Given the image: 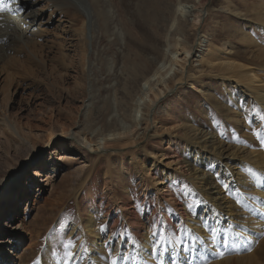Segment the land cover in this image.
<instances>
[{
	"label": "rangeland",
	"instance_id": "rangeland-1",
	"mask_svg": "<svg viewBox=\"0 0 264 264\" xmlns=\"http://www.w3.org/2000/svg\"><path fill=\"white\" fill-rule=\"evenodd\" d=\"M70 1L75 9L64 14L57 27L56 21L44 29L38 18L33 23L27 19L40 3L24 8L25 13H12L16 17L5 13L13 18L5 27L17 21L25 22L20 26L27 29L20 34L23 37L10 36L0 50V74L12 75L6 92L0 84V264H63L67 238L77 245L72 264H111V256H127L117 264H133L131 257H137L144 241L152 246L151 233L161 226L173 242L179 238L196 247L187 254L179 244L168 245L169 250L175 246L190 264L206 260L212 264L215 258L201 253L200 240L195 243L192 223L199 222L198 228L208 233L215 248L226 251L221 239L233 238V227L238 226L227 219L216 226L196 192L211 180L236 209L252 216L248 203L255 199L249 189L226 177V165L231 163L224 155L218 159L212 154L217 155L222 144L262 151L254 130L261 128L264 111L239 86L209 74L195 55H206L214 44L238 61L264 68L245 38L248 34L264 47V24L250 15L251 5L260 0H207L210 8L200 10L198 25L183 11L192 3L195 10L201 9L205 0H96L95 5L93 0ZM174 10L181 14L182 25L175 21L169 30ZM200 36V48L193 49L183 64L185 53L194 41L197 46ZM172 54L176 61L165 73ZM182 65L191 68L192 78L177 84ZM160 66L163 80L134 111L138 89L148 87L144 80ZM133 116L140 121L138 126ZM125 128L131 129L127 142L138 147L133 160L124 151L115 149L106 158L81 145L87 144L84 138L92 142L101 133ZM194 129L207 133V140L215 137L213 144L204 140L192 148L186 141L192 140ZM63 131L70 132L68 137L48 143L50 133L58 137ZM124 143L110 145L121 148ZM37 151L40 155L23 165ZM162 153L169 158L159 162ZM139 163L150 168L161 190L144 185L147 180L137 170ZM174 168L183 175L186 170L202 171L205 180L196 178L190 185L177 175L170 177ZM239 171L251 187L260 181L247 163ZM223 184L229 185L228 191ZM188 204H193L191 211ZM90 218L100 243L96 246L85 233ZM211 228L221 233L215 241ZM141 234L145 238L140 243ZM244 236L239 238L244 241ZM263 238L264 234L247 247L232 242L234 249H228L227 257L252 255L256 264H264V253H252L264 246ZM152 259L158 264L156 257ZM165 264H170L169 258ZM176 264H182L179 257Z\"/></svg>",
	"mask_w": 264,
	"mask_h": 264
},
{
	"label": "bare ground",
	"instance_id": "bare-ground-1",
	"mask_svg": "<svg viewBox=\"0 0 264 264\" xmlns=\"http://www.w3.org/2000/svg\"><path fill=\"white\" fill-rule=\"evenodd\" d=\"M37 3H40L41 7H39L37 10L29 11L27 13V17H28L27 19H29V20L32 19L31 23H33V21H35L38 18L39 19V21H38L39 25L44 26V29L49 27L50 23L52 21H56L55 27L60 26L61 21H62L61 17L64 14H67L68 11L70 13L71 10L75 9L74 7H72V8L70 7V5H72V2L70 0H19V4L23 8L30 7L31 5H34ZM96 3H97V1L93 0V5H95ZM200 5H201V9L196 8L197 10H195L193 3L190 6H186V4H185L186 10H184L183 12H186L188 15L189 14L192 15V17H190V18H191L193 25L194 24L198 25L201 23V18H200V15H201L200 12L201 11L200 10L204 9L207 12L210 8L209 7L210 5H209V3H207V0H205ZM13 7H15V5H13ZM250 9H251L250 10L251 19L258 22L259 24H264V1L260 0L259 2L253 3L251 5ZM8 15L9 14L6 15L5 13L0 14V50H2V48L4 46V42L7 41L10 36H13L15 38L23 37L20 34H23L27 29V27L22 28L20 26V25H23L25 22H23L22 24L20 23V25H19V23L17 24V21L13 22V24H14V26L12 25L13 27L12 26L11 27L10 26L5 27L4 23L10 22L11 21L10 18H12V16H10V18H9ZM29 20L26 23H28ZM172 20L173 21L169 27V30H172L173 26L176 24L175 21L178 22V26L180 25V23L182 22L181 14L177 13L176 10H174V12L172 13ZM23 21H25V19ZM21 22H22V20H21ZM82 27H83V31H84L85 30V21L82 22ZM1 28H3V30H1ZM177 30H179V27H177ZM201 37L202 36H200V38L198 39L199 42L197 43L196 47H195V41H194V45L192 44L190 50H188L186 53L184 52L186 58H185V60H183L184 61L183 64H185L187 61V58H189V56H191V54L193 53V49L197 50V48L199 46H201ZM15 38H10V39L13 40L14 42H17L18 40H16ZM245 38L247 39L246 41L248 42L249 48L256 51V53L254 55V59H256L258 62L264 64V47H263V45L262 46L259 45L257 43V41L253 38H250L248 36V34H245ZM221 53H223V54L221 55ZM225 53H227V51L223 52L216 45L210 44L209 47L207 48L206 55H204V56L200 55L199 56V53H198L195 56H196V58L199 57L200 61H203L206 64V66L208 67V70H209L208 71L209 74L219 78L222 81H226L228 83H234L236 86H239V88L242 89L241 91L246 92L249 97L252 96L254 98L255 102L264 111V68H259L261 65H258V64L253 65L250 63L238 61L237 59H234ZM228 54H231V53L229 52ZM175 61H176V55L172 54V57L169 58V63L167 65V69L165 70V73H167L168 70L172 69V65ZM181 67H182L181 72L178 74V77H177L176 82H175L177 84L182 83L183 81L184 82L189 81L192 78L191 68L188 67L187 65H185V66L182 65ZM161 69H162L161 66L158 67L157 70L151 76H149L147 79L144 80L145 81L144 85L145 86L148 85L147 88L144 86L142 88L140 86V89H138V92L135 95V97L136 96L137 97L135 100H133L134 101V106H133L134 111L138 110V108H139V105H140L139 100H142L144 95H147L152 89H154L155 85H157L161 80H163L165 74H163V75L161 74ZM157 74H161V75H159L158 77H155ZM5 76L4 77L7 78V81L4 79L3 75L0 74V84H2L1 90H3L4 92H6L7 86H10L12 84V82H11L12 75L6 74ZM194 77L196 78V76H194ZM6 82H8V83H6ZM129 85H130V81H126L127 88H129ZM190 87L194 88L193 83L190 84ZM5 94H8V93H5ZM153 101H154V99L152 100V102ZM148 111H149V108H148ZM4 117H6L8 120L11 119L9 117V115L6 113H4ZM135 118L133 116V119H135ZM135 122H136V124H135L136 126H138L140 124L139 123L140 121L137 120V118H136ZM154 122L155 121L153 120V124H154ZM129 130H131V129L125 128L124 130H121V131L120 130L114 131V129H113L111 132H105L104 134L101 133L100 137L96 138L95 141H92V142L90 140H87L84 138V142L87 143L86 144L87 146L84 144H81V145H82V147H87L88 150H92L93 152H100V154H102V156L103 157L105 156L106 158H109V156L111 154H113L112 151H115V149L118 150L119 152L124 151V152L128 153L131 160H133V159H135L134 150L137 149L138 147H137V145H134V143L130 144L132 142H130V143L127 142L128 140L126 138L129 135ZM109 131H110V129H109ZM193 132L194 133L192 135V140H191L192 142L190 141L191 142L190 143L189 141H186V143L192 144V148L194 147L193 144H197L200 141L207 140L206 139L207 137H205L207 133H204L202 131H197L195 129L193 130ZM68 133H70V132L66 131V132L58 135V137L55 134L50 133L48 143H53V141L59 137L60 138L68 137V135H69ZM215 139H216L215 137L210 136V139L207 140V142H210L211 144H213L212 142H214ZM75 140L77 141L78 139L75 137ZM171 140L174 141L173 137ZM121 141H125L124 145L121 148H113V146H111L112 145L111 143L118 144V143H121ZM48 143H47V145H48ZM127 143H128V145H127ZM263 151H264V149L262 151L261 150L250 151L249 149H243L242 147L240 148V146L239 147L238 146L237 147H235V146L229 147L228 145L222 144L221 148H219V151H218L219 153H217V155L212 154L215 157H217L218 159H220L221 156L224 155V157L227 159V162L231 163V167L229 164L226 165V166H228V167H226V171H228L226 177L231 178L232 182L235 181L237 183V185L242 186V187H246L247 189H249L250 193L252 194V196L255 199L253 202L250 201L248 203L250 206L249 210L253 211V214L251 216V213L248 214V212H240L238 209H236V207L234 205H232V203L227 198L223 197V195H222L223 191L221 192L214 184L211 185V180L206 181L205 185L208 186L207 188H203L201 185H199L200 187L196 193L201 198L202 208L205 209V210H203V209L202 210L205 211V214L211 218L212 222H214V224L216 223L215 224L216 226H220V224L223 223V219H227L228 224L230 223V224H234V225L238 226V227H233V232H234L233 238H231V237L228 238L229 246L226 248L227 251L224 249L222 250L220 248L223 252L225 251V254H224L223 258L219 259L220 257L215 255L213 251H210V249H212L213 245H214L213 242L211 241V237H209V235L206 231H203V230L198 228V226L200 225L199 222L192 223L193 224V228H192L193 236L197 237V238H195V243L198 240H200L202 242V243H200L201 248H202L201 253L204 255L210 256L211 257L210 259H212V257L215 258V262H213L212 264H227L228 262H232V263L235 262V263H242V264L243 263H245V264H256V261L252 255H246V256L241 257V255L236 254L235 256H232V257H236V258H232V257H227V253H228L229 248L234 249V247H231V245H233L232 242H237L240 247H247L246 243H248L250 245L251 241L254 240V242H255L258 237H260L261 235L264 234V152ZM38 152L39 151H37L35 153L34 157H32L30 159L27 158L26 159L27 161L25 160L23 165H28L29 162H31L37 156H39L40 154ZM195 154L198 156V150H196ZM168 158H169V156L167 154L162 153L159 162L165 161ZM195 159H198V158L195 157ZM197 162H198V160H197ZM244 163L251 165L255 170L256 177H258L260 179L259 182L254 183L253 187H255V190L253 187H251V185L247 181H245V177L242 178V174L240 172L242 170L239 171V168ZM22 167H21V169H22ZM137 170L140 171V173H143V175H145L144 179H146L147 182H144V185L152 186L155 189L161 190V188L158 187L159 180H157L155 178H151L149 167L146 168L144 166V164L139 163V164H137ZM245 171H247V170H245ZM176 175L179 177L180 180L189 181L190 185H193L194 182H191V181H195L196 178L199 180L200 179L203 180L205 178V173L202 171L198 172L197 170H195L193 173H191L190 171L186 170L185 174L183 175L180 172H178V169L176 170L174 168V173L172 175H170V177H175ZM199 180H196V181H199ZM236 191H237V189H236ZM110 192H112V190ZM237 192H241V191H237ZM168 196H169V194H168ZM133 212L134 211H131L129 213L132 214ZM131 216L134 217L135 215H131ZM155 218L157 221V217H155ZM188 221H190V220L187 219V224H189ZM85 226H86L85 233H86L87 237H89V241L93 242L95 244V246H96V244H100L98 242V239L96 240V237H98V236L96 235L95 229L93 228L91 218L89 219V223L86 224ZM136 227L139 228L140 225L136 226ZM243 233H246L245 236L243 235ZM240 236H244V238H246V240L243 241L242 239L239 238ZM140 238H141V240H140V243H141L143 241V239L145 238V235L141 234ZM147 240L148 239L146 238V241ZM151 247L152 246L149 245V242L146 243L144 241V248H140L141 250H139V253L137 254V259H138L140 264H142L145 260L149 259V252L151 250ZM192 248H196V247L194 246ZM220 249L215 248V251H217V252L221 251ZM193 252H194V250H193ZM252 253L261 255V253H264V246L261 248L254 249L252 251ZM166 258H168V257L166 256L165 259ZM152 263H153V259L151 258L150 264H152ZM178 263H180V262H178Z\"/></svg>",
	"mask_w": 264,
	"mask_h": 264
},
{
	"label": "snow or ice",
	"instance_id": "snow-or-ice-1",
	"mask_svg": "<svg viewBox=\"0 0 264 264\" xmlns=\"http://www.w3.org/2000/svg\"><path fill=\"white\" fill-rule=\"evenodd\" d=\"M15 5V7H13ZM24 12V8L20 6L19 0H0V14L2 13H20ZM254 135L257 140L260 142L261 147H264V117H261V128L254 130ZM223 187L226 191L229 190L228 184H223ZM188 209L191 211L193 209V204L187 205ZM212 232V240L215 241L218 236L221 235L220 231L216 228H211ZM153 238V244L151 250L149 252V259L145 260L143 264H150L151 258L156 257L158 264H165V257L169 258L170 264H176L177 258L179 257L182 264H190L188 256H181L180 252L177 251L175 246L171 247L169 250L168 245L170 244H179L181 247V251L183 253H190L192 251V246L187 243H183L179 238H176L173 242L172 238L165 235V229L161 226L159 229L154 228L151 233ZM221 244L223 247L227 248L229 246V240L227 236H223L221 239ZM63 247V264H72V262L76 259V252L74 249L77 247L74 240L72 238H67L66 241L62 245ZM213 251L215 255L220 258H223V251H215V245L210 249ZM118 259H129V257H119V256H111V264H117ZM133 264H139L137 257H131ZM39 264V261L36 262ZM204 264H209L206 260Z\"/></svg>",
	"mask_w": 264,
	"mask_h": 264
},
{
	"label": "water",
	"instance_id": "water-1",
	"mask_svg": "<svg viewBox=\"0 0 264 264\" xmlns=\"http://www.w3.org/2000/svg\"><path fill=\"white\" fill-rule=\"evenodd\" d=\"M198 36H199V34H197ZM160 101H157V104L159 103ZM155 107L156 106H154L153 108H152V111L155 109ZM150 119H151V117H150Z\"/></svg>",
	"mask_w": 264,
	"mask_h": 264
}]
</instances>
